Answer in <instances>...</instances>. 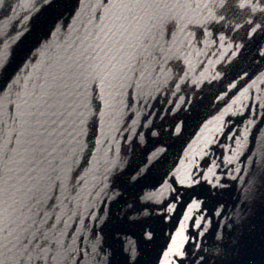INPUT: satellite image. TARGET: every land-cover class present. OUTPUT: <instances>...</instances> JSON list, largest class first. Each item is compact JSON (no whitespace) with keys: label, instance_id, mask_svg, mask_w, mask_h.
<instances>
[{"label":"water","instance_id":"water-1","mask_svg":"<svg viewBox=\"0 0 264 264\" xmlns=\"http://www.w3.org/2000/svg\"><path fill=\"white\" fill-rule=\"evenodd\" d=\"M243 2L0 0V264H264Z\"/></svg>","mask_w":264,"mask_h":264},{"label":"snow or ice","instance_id":"snow-or-ice-1","mask_svg":"<svg viewBox=\"0 0 264 264\" xmlns=\"http://www.w3.org/2000/svg\"><path fill=\"white\" fill-rule=\"evenodd\" d=\"M255 2L257 4H264V0H255ZM227 3H228V0H225V4H227ZM251 6H252V0H244L243 3H240L238 5V7H240V8H248V7H251ZM253 11L255 12V11H257V9L253 8Z\"/></svg>","mask_w":264,"mask_h":264}]
</instances>
